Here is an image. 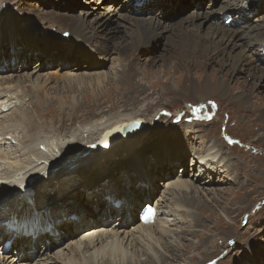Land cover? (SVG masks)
<instances>
[{
	"label": "bare ground",
	"instance_id": "6f19581e",
	"mask_svg": "<svg viewBox=\"0 0 264 264\" xmlns=\"http://www.w3.org/2000/svg\"><path fill=\"white\" fill-rule=\"evenodd\" d=\"M92 1L89 3L91 6L89 5L88 9L83 10L78 16L55 15L57 22L62 25L54 26L61 29L58 31L64 34L46 39L43 37L45 33L39 31L41 47H36L37 38L33 33L24 31L20 26V20L12 12L13 17H10L8 12L0 13V73H12L14 67L20 68L19 62L14 65L8 62L7 66L3 63L7 55H10V58L18 55L19 45L24 48L21 51L22 65L31 62L34 58H40L39 62L45 65L52 64L55 60L56 64L68 68L70 73L65 80L70 84H73L75 79L78 82L89 79L86 78L89 77L88 75L78 78L75 75L78 69H72L88 61L89 58L96 57L94 61H97L96 64L101 69V62L109 59L105 56L107 53L110 59L113 57L112 54L120 56L121 61L125 53L124 60L128 69L122 71L118 79L114 76L106 78L110 83L113 82L116 89L127 90V87H122V82L126 85V83L132 84L133 80L136 81L134 75L137 72L133 70L139 69L142 80H138L139 87L133 89V92L137 89L140 94L145 93L147 96L151 94L149 91L153 88H146L141 82L151 75L152 62L146 61L143 67H139L135 64L139 62L138 52L144 45L150 48L154 40L163 39L166 34L167 44L172 46V51L166 50L160 57V61H163L162 67L177 68V63L186 67L185 84L178 86L172 82L174 86L171 85L173 86L171 88L181 91L186 96L198 97L199 101H207L208 97L217 95L243 106L247 105L251 98L253 99V91L248 89L240 88L241 92L237 95L232 92V89L236 88V83L231 86L230 73L227 71L218 72L213 78L209 76L211 79L204 82L196 81L191 75L194 71L195 75L198 73L201 77L205 73L203 69L205 65L212 62L218 63L222 69L227 66L233 67L229 69L235 73L239 68H243L251 78H256V74H261L264 78V9L260 11L261 7L255 8L263 0H219L216 4L210 0L214 2L212 7L205 6L201 12L188 13L175 21L167 18L170 17L169 13L164 14V17L158 15L163 14L158 8L166 5L162 0L121 2L123 11H131L125 12L126 14L120 13L117 8L106 7L102 0ZM175 1L178 0H168L167 3L173 8L176 6ZM197 2L199 6L203 3L202 1L200 3V0ZM65 4L62 2V5ZM139 4L143 6L138 8ZM214 5L219 6L218 10L214 9ZM166 8L169 9V6ZM68 9L71 11L73 7L69 5ZM253 9L263 14L259 19L263 25L257 28L247 24L250 10ZM232 12L235 14L234 28H223L220 26L221 21L217 26L210 24L215 13L222 15ZM94 15L95 19L100 17L102 20L95 21L91 26L88 20ZM108 16H115L125 25L120 23L123 26L119 24L111 26L112 19ZM133 17L139 18L132 20ZM120 28L123 30L122 33ZM88 33L94 37L89 36ZM95 37L99 42H93ZM124 40L126 43L122 44ZM147 53L151 52L147 51ZM29 54L32 56L28 57ZM237 54L238 58H236ZM185 55L194 59L192 69L191 61L180 63ZM68 60L70 63L62 62ZM142 60L145 62L144 57ZM36 73L38 72L35 70L34 74ZM188 75L191 78L188 79ZM24 79L26 80L27 77H17V80L12 76L0 77V244H2L0 247L4 246V242H11L14 251L17 252V255L0 257V264H135L138 258L140 262V257L144 256H147L148 264H169L166 261L176 260L179 249L182 251L185 246L180 244L174 246L166 239L172 233L196 235L197 231H191L182 225L192 227L194 223L199 222L205 225L207 220L204 216L207 214L209 201L203 204L200 201L202 197L208 198L211 194L206 191L205 194L202 193L204 187L206 184L217 183L214 179L215 175L227 176L228 166L223 163L222 153L215 146L216 143L213 142L208 145L206 151L199 153L197 157L199 161L195 156L192 158L191 166L198 165V162L202 164L198 172L200 174L193 172L186 178L170 179L166 181L167 183H163L162 192L156 188L157 182L153 173L160 172L165 164L172 169L179 159L184 158L186 161L191 146L187 148L186 145L185 151L180 152L178 145L168 144V148L157 147L147 155L142 150L144 142L149 143L157 135L169 132L171 128L168 125L175 122V119H171L170 124L167 122L165 128L158 127L151 134L150 131L144 132L143 128H148L149 122L143 114H146L148 109L161 104L160 100L146 105V110L140 114L121 112L112 118L103 116L96 119L95 117L80 126L77 125L78 127L67 135L58 134L56 130L43 132L40 135L34 134L36 127L26 116V103H24L26 97L21 96L20 91ZM93 80H97L99 85H102L100 76H96L95 79L94 75ZM157 83L160 84V81ZM155 85L157 87V84ZM37 89L35 90L38 92V97L44 98L42 86ZM162 89L164 93L170 91L166 85ZM133 97L131 100L134 103H140V100ZM254 98L261 99L259 96ZM19 102L23 103L24 110L17 112ZM115 105H111L110 109L113 110ZM250 105L249 109L256 108L253 102ZM86 106L87 103L79 108L82 110ZM5 108L9 113L1 111L2 109L6 111ZM63 109L62 107L58 109L62 116L59 123L65 124L69 117ZM96 112L98 111L91 109L87 114L94 116ZM258 112L261 113L264 123V107H259ZM73 114L72 112L71 115ZM156 120L155 126L159 122L164 123L160 114L156 115ZM138 121L142 122L143 126L135 132L124 135L125 127ZM193 124L194 127L197 126L196 123ZM183 125L184 123H181L178 126ZM187 129L184 133L186 137H190L191 127ZM84 134L92 139L98 137L94 147L79 144ZM227 135L225 134L226 138L229 137ZM80 150H83V153H80ZM76 156H82V159ZM149 158L156 159L155 163H150ZM146 164L148 167L145 166ZM203 173L208 175V179L202 182L203 185L201 183L196 185V179H199ZM134 175L142 178L139 184L133 181ZM178 196L181 198L176 201ZM217 196L214 194L209 199L213 202ZM152 199L158 201L156 205L159 215L155 223L144 225L140 223L139 216L144 205H150L148 200ZM139 205L142 206L137 214ZM211 206L210 204L209 207ZM183 208L187 210L195 208L202 218L187 215L189 219H178ZM212 215L210 214V217ZM168 217L174 219L169 220ZM114 219L115 224L112 223ZM175 226L179 228L171 231ZM63 243H67V247L49 256L50 247L60 248ZM43 246L47 248L46 251L43 250ZM160 250H163L164 254ZM157 257H161L160 262L154 260Z\"/></svg>",
	"mask_w": 264,
	"mask_h": 264
},
{
	"label": "rangeland",
	"instance_id": "374dc122",
	"mask_svg": "<svg viewBox=\"0 0 264 264\" xmlns=\"http://www.w3.org/2000/svg\"><path fill=\"white\" fill-rule=\"evenodd\" d=\"M201 1L203 3L200 4V6L197 0L175 1L176 6L173 7L174 11H168L169 9L165 6L159 7L158 9H161V13H163V16L160 14L159 16L164 17V14L169 13L170 17L167 18L173 19L174 21L179 20L188 13L201 12L205 9V6L209 5L212 7L214 2L216 4L219 0H211L214 2H211L210 0H200V3ZM62 2L63 4L66 3L65 6L62 5ZM92 2V0H0V13L8 12L10 13V17H13V13L15 17H18L20 20V26L23 27L24 31L33 33L39 41V31L45 33L43 34V37L46 39H52L64 34L59 32L61 29L59 30L54 26L55 24L59 26L62 25L57 22L54 17L55 15L62 14L70 16L71 14H74L75 16H78L83 10H87L88 6H91L89 3ZM102 2L108 8H117L120 13L126 14L125 12H131L129 10H122L121 5L123 3L121 2L128 3L127 0H102ZM69 5L73 7V10L69 11ZM142 6L143 5L139 4L138 8H141ZM218 7L219 6L217 5L214 9L218 10ZM262 16V13H256L255 15L249 16L247 24L253 28L262 26L263 22L259 20ZM108 17L112 19L111 26L113 27L117 26V24L120 26L125 25L117 20L115 16ZM103 18L105 19L106 15L103 16ZM136 18L139 17H133L132 20H135ZM211 19L210 24L213 26L219 25L217 23L220 21L222 22H220V26L225 29L234 28L235 26L226 25L224 23L225 18L223 19L219 13H215ZM99 20L102 19L100 17L99 19H95L94 15L89 18L88 23L93 26L95 21ZM120 32H123L122 28H120ZM88 34L89 36H92L90 33ZM95 38L93 39V42H99V40H97V38L95 40ZM167 42L168 38H166L165 34L163 39L154 40L150 45V48L144 45L138 52L139 62L135 64L139 67H143V63H146V61L152 62V71L151 75L148 77L149 79L146 78L141 82L144 87L153 88L149 91L151 94H148L147 96L145 93L140 94L137 89L133 92V89L139 87V81L142 80V75L139 74V69L135 68L133 70L137 72V74L134 75L136 81L133 80L132 84L126 83V85L122 82V87H127V90H124L123 88L116 89L113 82L111 81L110 83L108 81L109 79L106 78L108 76H114L115 79H118L121 77V74L128 69L127 63L124 60L126 57L125 53L122 56L123 61H121V57L116 56V54H112L113 57L110 59L109 53H107L105 56H108L107 58H109L110 61L109 59L104 62L100 61L102 65L101 69L96 64L97 61H94L96 57L89 58L88 61L72 68L75 70L78 69V71L75 72V75L78 76V78L81 79L84 78L85 75H88L89 77L86 78L89 79H84L82 82H78L77 79H75V82L70 84L65 80L70 72L68 71V68L64 67L62 64H55L54 60L52 64L45 65L42 64L43 62H39L40 58H34L31 62L22 65L23 54L19 51L15 58H10V55H7L5 62L3 63L7 66L9 65L8 62H11L13 65L19 62L20 68L14 67L15 69L12 73H0V77L12 76L16 80L17 77H27L26 80H23V87L20 89L21 96L24 95L26 97L24 100V103H26L25 112L27 118H30V122L33 123L32 125L36 127L34 134L40 135H42L43 132H52V130H56L58 134L67 135L78 126L84 124L85 121L87 122L95 117L96 119L103 116L112 118L121 112L123 114L124 112L140 114L146 110V105L153 101L155 102V100H160V102H162L161 104L148 109L146 114H143L146 121L149 122H147L149 125L148 128H143L144 132L150 131L149 134H151V132L153 133V130L158 127L165 128L170 124L169 122H171V119H175V122H171V124L168 125L169 128H171L169 132H163L157 135L149 143L144 142L142 144V150L147 155L157 147L163 149L168 148L169 144L172 146L178 145L179 149H181L180 152H182V150L185 151L184 148L186 145L187 148L191 146L189 148L191 151L186 155V161L184 158L182 160L179 159L174 168H168L165 164L164 168L160 169V172L157 171L153 173L156 178L155 181L157 182L156 188L163 192V183L170 179H177L178 177L186 178L189 174H193V172L200 174L198 172L202 164L198 162V165L191 166L192 158L195 156L196 160H198L197 157L199 153L206 151L208 145L213 142L216 143L215 146H217L222 153L223 163L228 166L227 176H225V174L221 177L215 175L214 179L217 180V183L214 185L206 184L204 192H202L204 194L206 192L211 194L208 198L202 197L200 201L201 204L209 201V205H212L211 207L207 205V214L204 216V219L207 220V222L205 225L201 222L194 223L196 227H194V225L192 227H187L186 224L182 225L185 226L186 229L197 231L194 236H186L181 233L180 235H176L172 233L166 241L172 243L174 246L175 244H180V246L185 247L182 251L179 249L176 260H168L166 262L169 264H207L214 259L222 257L217 264H264V123L261 119V113L258 112L259 107H264V78L261 74H256V78H251L243 68H239L235 73V71L229 69L233 67L227 66L222 69L218 63H208V65L206 64V67L203 68L205 72V75L203 74L204 76L201 74L202 76L200 77L198 73L195 75L193 71L191 77L196 81L204 82L210 77L213 78L214 74H217L218 72L221 73L224 70L225 73L227 71L230 73L229 79L231 86L233 87L234 83H236V88L232 89V92L237 95L238 92H241L240 88L244 90L248 89L251 92L253 91V99L251 98V100L247 102V105L245 104L243 106L236 105L233 101H230L227 98H220L217 95L208 97L207 101H199L200 99L198 97H189L184 95L181 91L171 88L174 86V82L178 86H183L187 78L184 77L186 74V67L181 64L179 65L177 63V68L172 67L173 69L162 67L163 61H160V57L165 54L166 50L172 51V46L167 44ZM125 43L124 40L122 44ZM147 51L151 53H147ZM251 53L254 54L253 52ZM75 55H81V53H75ZM31 56V54L28 55V57ZM142 57H144L145 62L142 60ZM238 57L239 55L237 54L236 58ZM193 60L194 59L191 56L185 55L181 58L180 63H188L191 61L192 69ZM66 62L70 63V60ZM100 62L98 61V63ZM35 70L38 73L34 74ZM94 75L95 79L96 76L101 77L102 85H99L97 80H93ZM188 76V79L191 78L190 75ZM104 80L105 82H103ZM157 81H160V84H158ZM155 84H157V87ZM165 85L168 86L170 90L167 93L162 92V87ZM36 86L37 88L42 86V91L45 95L44 98L42 97L40 99L38 97V92L35 90L37 89ZM155 88L157 91H155ZM120 95L122 97H120ZM133 96L140 100V103H134L131 100V98H134ZM255 96H259L261 99L254 98ZM252 102L253 106L256 108L249 109ZM83 103H87V106L80 110L79 107L84 105ZM113 104L116 105L114 109L111 110L110 107ZM191 104H193V106ZM61 107L64 108L63 110L66 111L68 114L67 116L69 117L65 124L59 123L62 116L59 114L58 109ZM125 108L128 109L124 111L123 109ZM91 109L98 111L96 112V115L93 116L87 114V111ZM23 110V103L19 102L17 112ZM1 111L9 113L8 109L6 111L2 109ZM72 112L74 113L73 115H71ZM157 113L163 116L164 123L159 122L158 125L155 126L157 121L156 115H158ZM210 114L213 115V117L207 119ZM167 122L168 124H166ZM181 123H184V125L179 127L178 125ZM193 123L197 124V126H195L196 129H194L195 127L193 126ZM60 126H62V128H60ZM189 127H191L192 135L186 137L184 132H186ZM225 134H228L227 136L230 138H226ZM82 136L84 137L80 138L79 144H82L85 147H94V144L98 142V137L96 136L93 137V139L87 137L86 134ZM225 138L226 141L224 140ZM80 151V153H83V150ZM70 153L73 154V152ZM76 157L82 159V156ZM150 159L151 158H149L150 163H155L156 159ZM145 166L148 167V164ZM150 168L152 169L153 167ZM220 170L222 171L223 169ZM206 179H208V175H204L203 173L199 179H196L195 183L196 185H199L200 183L202 184ZM214 194L216 196L218 194L219 196H217L216 200H213L212 202L209 198H212ZM181 196H178L175 200L179 201ZM190 196L191 195H189V197ZM142 205H139V211ZM182 210L183 212L180 213L181 216H179L178 219H189L187 215L199 219L201 217L200 213L195 208H189V210L183 208ZM210 214L213 215L210 217ZM168 219L173 220L174 218L168 217ZM113 222L114 224L116 223L115 219L112 223ZM177 228L179 227H172L171 231L176 230ZM201 230L203 231L200 233ZM64 244L65 243H63L60 248H50L48 252L49 256L54 255L58 250L67 247V243ZM160 252L164 254L163 250H160ZM6 255L12 256L14 253L10 252ZM140 258V262L138 261V258L135 264H148L147 256ZM160 259L161 257H157L154 260L160 262Z\"/></svg>",
	"mask_w": 264,
	"mask_h": 264
},
{
	"label": "water",
	"instance_id": "95a60500",
	"mask_svg": "<svg viewBox=\"0 0 264 264\" xmlns=\"http://www.w3.org/2000/svg\"><path fill=\"white\" fill-rule=\"evenodd\" d=\"M213 117V115H209V117L207 119H211ZM142 122L138 121V122H133L130 123L127 127H125V133L124 135L130 134L132 132L137 131L138 129H140L142 127ZM222 258V257H220ZM220 258L214 259L211 262L207 263V264H217V262L220 260Z\"/></svg>",
	"mask_w": 264,
	"mask_h": 264
}]
</instances>
